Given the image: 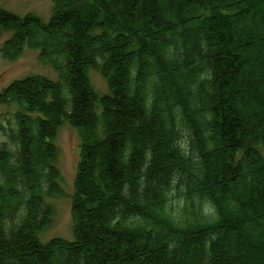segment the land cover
I'll return each instance as SVG.
<instances>
[{
  "label": "trees",
  "instance_id": "obj_1",
  "mask_svg": "<svg viewBox=\"0 0 264 264\" xmlns=\"http://www.w3.org/2000/svg\"><path fill=\"white\" fill-rule=\"evenodd\" d=\"M53 2L48 23L0 8L3 58L29 46L60 76L0 93L20 107L0 114V264H264V0ZM65 120L76 240L42 244Z\"/></svg>",
  "mask_w": 264,
  "mask_h": 264
},
{
  "label": "rangeland",
  "instance_id": "obj_2",
  "mask_svg": "<svg viewBox=\"0 0 264 264\" xmlns=\"http://www.w3.org/2000/svg\"><path fill=\"white\" fill-rule=\"evenodd\" d=\"M0 8L11 12L19 17L36 15L46 23L50 22L53 17L54 3L52 0H0ZM11 38V34H3L0 37V50L4 42ZM243 48L246 47L244 38L240 39ZM40 52L26 48L18 59L7 61L0 56V92L7 88L16 80H24L32 76H43L52 81L58 82L60 77L56 70L51 66L42 65L39 60ZM90 81L94 89L101 97L109 95L107 82L95 70L89 73ZM10 113L20 110L19 105H8ZM6 106H0V112H6ZM102 109L97 107V113L100 115ZM189 136L183 132V143L188 146ZM55 144L59 149V169L61 179L59 185L65 193V198L49 201L54 209L53 225L39 235L42 244H48L55 239H63L67 242H75L73 232V222L71 218V208L73 196L75 194V179L77 174V157L79 156L80 138L78 131L74 129L68 120H65L59 129ZM249 232V231H248ZM249 234V233H248ZM246 236H249V235ZM238 242V240H237ZM244 246L245 243L243 244ZM244 256V255H243ZM170 256L167 255L165 261L168 262ZM243 260V257L240 258ZM178 263V262H177Z\"/></svg>",
  "mask_w": 264,
  "mask_h": 264
}]
</instances>
